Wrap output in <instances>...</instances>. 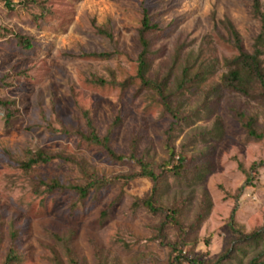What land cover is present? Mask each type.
Masks as SVG:
<instances>
[{
    "label": "rangeland",
    "instance_id": "374dc122",
    "mask_svg": "<svg viewBox=\"0 0 264 264\" xmlns=\"http://www.w3.org/2000/svg\"><path fill=\"white\" fill-rule=\"evenodd\" d=\"M7 1L14 7L0 3V100L14 105L8 124L7 109L0 107V264L10 248L17 264H68L63 243L79 264H171V245L182 256L215 264L233 252L235 205V229L249 234L264 225V167L235 201L252 164L264 161V143L248 140L234 116L255 115L264 131V103L217 90L222 60L235 55L218 22L228 19L250 52L259 31L252 0ZM143 11L159 28L147 35L146 77L167 79L173 91L188 57L205 73L197 87L170 100L188 124L172 118L136 78ZM14 35L28 38L31 47H21ZM262 61L264 67V53ZM84 113L99 137L109 136L116 154L142 159L157 174L166 171L158 205L164 212L178 207L181 231L172 226L158 240L163 217L132 207L151 189L145 179L114 182L84 201L68 190L49 194L40 185H81L83 170L105 179L138 171L133 162H113L80 138L77 133H88ZM166 147L175 150L173 160ZM37 149L63 159L24 171V151ZM180 157L189 172L201 167L199 176H171ZM251 257L241 247L223 264H249Z\"/></svg>",
    "mask_w": 264,
    "mask_h": 264
},
{
    "label": "trees",
    "instance_id": "16d2710c",
    "mask_svg": "<svg viewBox=\"0 0 264 264\" xmlns=\"http://www.w3.org/2000/svg\"><path fill=\"white\" fill-rule=\"evenodd\" d=\"M0 3H4V6L9 10L13 9V5L7 0H0ZM251 17L259 23V31L256 37L253 39V44L251 45V51L248 52L245 49L243 41L240 34L234 28L233 24L228 20L224 19L218 22L221 28L225 31L230 44L232 45L235 55L231 58H224L220 69L222 71L219 83L217 85V90L225 91L230 94H237L245 99H250L253 101H263L264 103V67L262 56L264 53V6L262 0H252ZM140 29L138 30V40L141 46V52L137 57V75L136 78L140 82V87L154 91L159 98L160 103L164 107V110L174 119L179 120L181 123L188 124L189 118L180 115L178 108H174L171 104V99L175 96V93L181 94L187 87H197L198 84L204 80L203 76L205 75L202 72L201 65H198L196 61L188 57L184 62V65L181 69L180 80H175V89L170 91L168 88L167 79H164L160 82L152 81L146 77L147 71L149 69L148 55L150 49V42L147 39V35L159 30L158 25L152 23L150 16L146 11L142 13V20L140 23ZM98 34L104 36L108 39H111V35L102 29H97ZM18 44L23 48H30V40L26 37L14 35ZM176 53V58H177ZM106 55H98L96 58H104ZM179 58V57H178ZM217 65L218 62H215ZM181 68V65H178ZM99 84H104V81H100ZM167 89L169 91H167ZM173 88H171L172 90ZM14 103L1 101L0 107L7 109L6 114V124L9 123V120L12 118V113L10 112V107ZM86 118V126L88 128L87 134L77 133L82 140L85 142L100 147L107 157L113 162H125L131 161L138 167V171L124 175L117 176L113 179L98 178L95 176L88 175L83 170V175L86 181L81 185L63 187L58 182L54 181L50 184L40 183L41 186H44L46 191L51 194L57 190H68L74 192L80 201H84L90 192L99 191L110 186L114 182L123 181V184H127L131 181L137 179H145L151 184V189L149 193L142 199H136L132 204L134 209L143 208L149 214L153 216L163 217V220L160 221L156 231L158 232L156 239L163 241L165 234L172 226H176L179 230H182L181 224V213L177 206H172V208L167 209V212H164V209L159 204V197L161 195V186L165 181L163 176L166 171H163L161 174H157L154 171V168L144 162L142 159H137L135 156H124L116 154L109 145V136L99 137L95 128L93 127L91 120L88 118L87 113H84ZM234 116L237 122L240 124L242 129L245 131L246 137L248 140L253 142H263L264 143V131H261L258 125V120L255 115L246 114L244 112L235 111ZM118 122L116 119L115 123ZM219 125V121L216 122V127ZM114 127V126H112ZM172 137H169V139ZM166 150L173 160L175 157V150L173 147H166ZM24 161L22 162V168L24 171H32L33 168L48 164L54 160H62L61 155H50L44 150H26L24 151ZM264 167V161L256 162L250 167V173L247 175V179L244 184L239 188L237 195L235 197L236 204L243 194L246 188L252 187V178L253 175L256 176L259 173V170ZM202 170L201 167H195L192 172L187 171L185 164L183 163V158L180 157L176 166L171 167L168 170V173L171 176L177 179H185V175H192L193 177L199 176L198 174ZM36 189L39 186L35 187ZM238 207L235 205L232 215L230 217V227L232 231L237 236L234 241L233 252L229 251L224 256L220 257L215 264H223L225 261L230 259V256L236 251H240L241 247L249 249L252 257L249 261V264H264V225L249 234H245L240 230L234 228V214L237 211ZM204 215H199L196 220V225H200L203 220ZM181 236V233L179 234ZM16 238L15 232L9 233V239L14 241ZM59 241L64 242L60 237H57ZM187 236L182 235V243L187 244L185 239ZM190 243V242H189ZM65 247L66 258L68 259V264H79L76 260L73 250L66 244L63 243ZM195 244V242L193 243ZM170 246V245H169ZM172 263L171 264H205L199 262L197 258H188L182 256L181 251H177L176 245L170 246ZM20 263V258L17 256L13 248H10L3 264H17ZM56 264H60L57 262Z\"/></svg>",
    "mask_w": 264,
    "mask_h": 264
}]
</instances>
